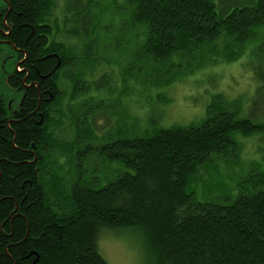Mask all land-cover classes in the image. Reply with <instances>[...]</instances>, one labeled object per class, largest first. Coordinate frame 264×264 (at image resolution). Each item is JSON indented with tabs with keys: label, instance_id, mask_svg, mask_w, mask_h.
<instances>
[{
	"label": "trees",
	"instance_id": "16d2710c",
	"mask_svg": "<svg viewBox=\"0 0 264 264\" xmlns=\"http://www.w3.org/2000/svg\"><path fill=\"white\" fill-rule=\"evenodd\" d=\"M7 1L10 42L26 51V67H36L38 75L30 78L38 88L25 89L15 117L20 121H9L0 81V264H108L98 239L101 232L118 229L142 233L152 264H264V190L224 203H200L187 189L211 155L234 149L233 133L251 135L264 126L211 111L196 127L159 129L101 146L102 157L128 169L103 186L56 181L50 177L59 147L47 135V124L59 99L58 75L73 65L55 41L58 26L47 22L53 0ZM75 1L78 8L65 10L70 20L80 10ZM249 2L126 0L133 23L146 28L145 51L160 60L198 51L222 34L243 44L255 40L264 27V0ZM50 53L61 57L60 70L46 77L55 65L53 58H44ZM258 59L262 89L264 38ZM13 83L18 86L20 78L13 77ZM49 95L52 100L44 103ZM75 128L80 138L83 127L76 123Z\"/></svg>",
	"mask_w": 264,
	"mask_h": 264
},
{
	"label": "rangeland",
	"instance_id": "374dc122",
	"mask_svg": "<svg viewBox=\"0 0 264 264\" xmlns=\"http://www.w3.org/2000/svg\"><path fill=\"white\" fill-rule=\"evenodd\" d=\"M79 2L80 10L70 20L65 10L78 8L77 1L53 0L47 19L58 26L55 41L73 65L71 72L60 71L59 99L50 107L46 133L59 147L50 178L103 186L128 169L102 157L101 146L159 129L196 127L211 111H227L234 119L264 126V87L256 74L264 27L246 44L222 34L198 51L160 60L145 51L146 28L133 23L126 0ZM65 19L75 23L67 26ZM4 78L1 88L8 101L12 93L4 87ZM76 123L78 129L83 127L80 138ZM232 139L233 150L211 155L189 181L194 202L224 203L264 190V130L233 133ZM143 239L140 231H104L98 251L108 264H152Z\"/></svg>",
	"mask_w": 264,
	"mask_h": 264
},
{
	"label": "flooded vegetation",
	"instance_id": "af4514ba",
	"mask_svg": "<svg viewBox=\"0 0 264 264\" xmlns=\"http://www.w3.org/2000/svg\"><path fill=\"white\" fill-rule=\"evenodd\" d=\"M11 11V5L7 0H0V48H5L7 52L0 50V59L3 60V63L0 65L1 74L4 78V84L7 90L12 93L11 99L7 101V109L11 115L9 121H20L15 117L19 115L22 111L23 99L25 97V89L30 87L38 88L37 83L33 80L32 73L34 76L38 75V71L33 64H29L28 67L25 66V63L28 59L26 51L22 48L21 44L15 46L10 42V34L12 30V23L9 21V14ZM53 58L55 60V65L53 66L51 72L47 74L46 77H50L51 74L60 70V59L57 53H50L44 57ZM49 75V76H48ZM13 77L17 79L20 78V84L15 86L13 83ZM46 89V87H44ZM22 89V91H20ZM48 92V91H47ZM41 93L38 94L40 98ZM51 96V99L49 100ZM53 96L49 95L47 99L44 100V103L50 102Z\"/></svg>",
	"mask_w": 264,
	"mask_h": 264
},
{
	"label": "water",
	"instance_id": "95a60500",
	"mask_svg": "<svg viewBox=\"0 0 264 264\" xmlns=\"http://www.w3.org/2000/svg\"><path fill=\"white\" fill-rule=\"evenodd\" d=\"M49 76V75H48ZM51 99V96H50V98H49V100Z\"/></svg>",
	"mask_w": 264,
	"mask_h": 264
}]
</instances>
